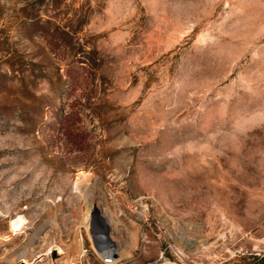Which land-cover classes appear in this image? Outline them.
<instances>
[{
    "label": "rangeland",
    "instance_id": "1",
    "mask_svg": "<svg viewBox=\"0 0 264 264\" xmlns=\"http://www.w3.org/2000/svg\"><path fill=\"white\" fill-rule=\"evenodd\" d=\"M91 245L264 264V0H0V264Z\"/></svg>",
    "mask_w": 264,
    "mask_h": 264
},
{
    "label": "built area",
    "instance_id": "2",
    "mask_svg": "<svg viewBox=\"0 0 264 264\" xmlns=\"http://www.w3.org/2000/svg\"><path fill=\"white\" fill-rule=\"evenodd\" d=\"M92 256L100 264H118L119 259L117 257V251L112 246L98 247L91 245L89 248H81L79 253L72 257L67 264H90V258ZM131 264H153L151 262Z\"/></svg>",
    "mask_w": 264,
    "mask_h": 264
},
{
    "label": "bare ground",
    "instance_id": "3",
    "mask_svg": "<svg viewBox=\"0 0 264 264\" xmlns=\"http://www.w3.org/2000/svg\"><path fill=\"white\" fill-rule=\"evenodd\" d=\"M21 222H22L21 219H19V220H17V221H13V222L11 223V228H12V230H17V229L19 228ZM111 222H115V220H114L113 217L111 218ZM22 224H23V222H22ZM115 224H116V223H115ZM46 237H47V234H45V235L41 238V241H40V243L38 244V246H37L36 248H39V247H41V246H43V245L45 244ZM55 251H56V254H57L58 256L62 254V251L59 250V249H57V250H55ZM38 252H39V251H38ZM30 255H31V254H30ZM30 255H29V256H30ZM118 256L121 257V255H120L119 253L117 254V257H118ZM31 257H32V255H31ZM120 257H119V258H120ZM119 258H118V259H119ZM119 260H120V259H119ZM21 262L24 263V264H32V263L27 262V260H25V259H21Z\"/></svg>",
    "mask_w": 264,
    "mask_h": 264
},
{
    "label": "water",
    "instance_id": "4",
    "mask_svg": "<svg viewBox=\"0 0 264 264\" xmlns=\"http://www.w3.org/2000/svg\"><path fill=\"white\" fill-rule=\"evenodd\" d=\"M20 264H24V263H20Z\"/></svg>",
    "mask_w": 264,
    "mask_h": 264
}]
</instances>
